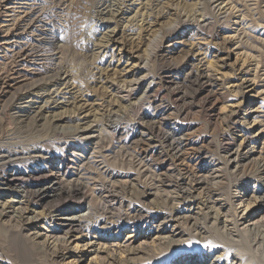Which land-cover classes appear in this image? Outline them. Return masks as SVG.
Here are the masks:
<instances>
[{"label":"bare ground","instance_id":"1","mask_svg":"<svg viewBox=\"0 0 264 264\" xmlns=\"http://www.w3.org/2000/svg\"><path fill=\"white\" fill-rule=\"evenodd\" d=\"M51 1H0L1 9L15 4L5 13L20 11L9 30L12 44L31 41L14 53L11 68L59 54L53 26L39 16ZM199 1L208 14L169 10L176 23L150 42L143 61V69L159 64L155 75L137 71L107 81L110 95L125 105L123 116L111 112L103 126L54 116L44 135L42 113L55 107L52 99L25 109L20 128L7 132L0 142V227L9 229L1 236L0 264H264V116L256 133L236 124L247 125L258 108L221 117L219 138L208 148L188 140L192 128L185 124L197 98L215 116L225 84L216 75L228 66L230 47L240 55L247 36L225 35L220 25L228 19L240 26V8L249 0ZM95 9L101 27L128 13L118 0H98ZM151 10L156 19L165 16L160 2ZM115 35L112 29L107 42ZM247 66L236 72L245 77ZM60 74L48 84H58ZM73 118L74 127L61 126ZM106 135L115 148L133 153L124 161L136 174L107 165Z\"/></svg>","mask_w":264,"mask_h":264},{"label":"rangeland","instance_id":"2","mask_svg":"<svg viewBox=\"0 0 264 264\" xmlns=\"http://www.w3.org/2000/svg\"><path fill=\"white\" fill-rule=\"evenodd\" d=\"M118 1L126 6L128 13L126 12L127 14L117 23H109L105 27H101L96 20L95 6L98 0H53L51 1L53 4L50 2L43 4L39 16L43 24L53 26L55 36L53 45L58 49L59 54L52 58L42 57L41 60L34 61L35 65L23 60L15 68H11L14 53L24 51V48H28L26 43L29 45L31 41H28L29 37L18 41L16 44L19 48L12 44L16 39L9 35V30L14 23L12 22L14 16L20 11L16 9L14 12L10 10L5 13L6 8L14 7L15 4L6 5L5 9L0 7V142L8 131L20 128L18 120L25 109L33 110L45 100L53 99L56 104L53 109L42 113L44 117L42 123L47 129L44 135L53 128L49 119L54 116L77 115L79 118L86 117L89 122L102 126L111 112H118L123 116L125 105L118 103L110 95L107 81L122 75L131 77L137 71L138 75H155L159 64L151 62L149 68L143 69V61L152 48L150 42L156 36L163 35L168 27L176 23L177 17L173 14L175 12H185L187 15L199 12L208 14L206 9L200 11L202 2L199 0ZM156 2H160L165 15L163 18L156 19L155 11L151 10L154 9ZM246 4L249 6L240 8L241 16L245 18L242 19L243 23L240 26L228 23V19L220 25L225 28V35L232 36L237 34L235 31H239L238 33L244 32L247 36L243 39L245 46L238 52L240 55L236 54L237 50H234V46L230 47L232 54L226 61L228 66L221 68L216 75L218 78L224 76L225 84L220 90L222 96L214 110L215 116H210L201 99L197 98L194 108L185 121V124L192 128L188 133V140L205 148L219 138L215 129L219 128L217 123L219 119L231 112L240 113L258 108L255 114L247 118V125L242 119L238 121L236 124L238 131L244 129L256 133L262 125L257 122L264 116V0H249ZM170 9H174V13L169 11ZM125 18H131V21H125ZM112 29L116 31L114 42H107ZM34 33L30 34L34 35ZM240 37L242 38V35ZM26 53L27 51L24 54ZM242 63L244 66L248 65L245 77H241L236 72ZM9 69H14L11 75H7ZM60 69L63 74L59 75L58 84H48L49 78L55 77ZM7 76L9 78H6ZM244 79L251 80L252 84L243 85ZM166 99L172 102L170 96L167 95ZM77 123L76 118H73V121L66 119L60 124L62 127L70 128ZM103 133L105 135V132ZM231 136L238 140V133H233ZM107 138L112 146L107 165L121 174H126L130 170L136 174L132 165H126L124 161L125 156L129 159L133 153L129 149L115 148L117 147L115 142L110 141L109 136ZM262 138L259 137L258 141L261 142ZM113 207L117 209L118 205L114 203ZM260 216L256 214L253 219ZM6 228H8L6 225L0 227V241L2 235L5 239L7 237ZM123 240H125L124 234ZM139 242L141 239L137 238L134 245Z\"/></svg>","mask_w":264,"mask_h":264}]
</instances>
